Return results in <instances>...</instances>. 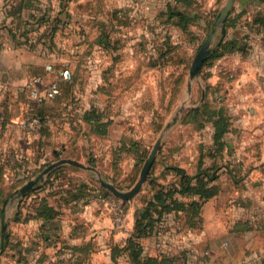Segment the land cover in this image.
I'll return each mask as SVG.
<instances>
[{
	"label": "crops",
	"instance_id": "crops-1",
	"mask_svg": "<svg viewBox=\"0 0 264 264\" xmlns=\"http://www.w3.org/2000/svg\"><path fill=\"white\" fill-rule=\"evenodd\" d=\"M18 1L21 16L30 22L27 31L31 41L41 35L40 41L47 42L51 30H46L44 35L45 26L35 22L39 12L57 1ZM225 2L68 0V9L60 15L67 24L62 30H73L69 28L74 17L84 22L94 21L93 30H97L102 26L100 21L107 13L106 8L114 7V12L132 20L128 30H139L140 23L142 30H149L152 18L168 17V5L174 3L183 10L187 7L185 4L191 3V9L197 14H191L193 21L186 30H204L205 20H212L208 30L218 31L216 35L213 32L214 48L226 40H235L238 46L246 45L245 50L225 53L207 68L210 90L205 99L222 111L227 125L217 139L215 125H208L206 154L202 158L193 155L192 162L196 165L191 169L196 171L199 166L200 170L215 173L216 180L212 184L217 186L216 194L202 203L195 228L178 231L173 216L169 215L160 226L159 235L141 240L144 256L163 254L172 258L169 264H264V0H233L223 24L215 25L216 14ZM194 15L197 18L194 19ZM6 24V10L2 9L0 0V244L5 239L0 259L5 261L8 254L12 259L14 256L15 264H55L62 260L65 264H130L123 257L113 256V249L122 245L133 232L134 212L141 206L138 198L128 201L124 223L117 225L115 202L108 204L99 195L81 190L80 186L68 194H59L55 201L46 188H38L25 200L16 194L17 187L8 186L11 179L23 176L22 159L27 150L22 142L13 138L14 132L16 136L20 133L15 127H21L17 121L21 119L23 108L21 103L9 104L7 108V91L11 89L7 84L24 82L26 68L44 64V61L35 51L42 49L41 43L37 42L33 50L29 47L30 41L27 45L23 43L20 34L24 28L11 30L16 36V41L12 42ZM82 30H91V27L84 26ZM221 30L225 33L220 40ZM85 34L88 33L85 31ZM55 73V70L50 72L46 79L51 82ZM177 199L190 200L180 195ZM20 200L21 207H17ZM40 201L54 208L53 218L38 216L36 208ZM17 211L21 218L15 221ZM204 252H208L205 258Z\"/></svg>",
	"mask_w": 264,
	"mask_h": 264
},
{
	"label": "rangeland",
	"instance_id": "rangeland-1",
	"mask_svg": "<svg viewBox=\"0 0 264 264\" xmlns=\"http://www.w3.org/2000/svg\"><path fill=\"white\" fill-rule=\"evenodd\" d=\"M56 1L39 12L35 22L45 26L44 35L46 30H51L48 43L49 40L40 41L41 35L31 41L27 31L30 22L21 16L18 0H1L2 9L6 10L8 38L15 42L16 36L11 30L24 28L20 34L22 42L26 45L31 42L32 50L37 42L41 43L42 49L35 51L44 61L26 68L24 82L7 84L11 88L7 91V108L15 103H21L23 108L17 121L21 127H15L20 133L16 136L14 132L13 138L27 150L22 159L23 176L11 179L8 186L19 190L49 164L70 158L94 168L99 177L127 191L138 180L144 160L165 129L148 177L133 198H138L142 206L161 186L173 185L177 176L172 166H183L190 176L199 172V166L196 171L191 169L196 165L192 158L193 155L202 158L207 151V127L212 124L213 103L205 98L209 90L207 68L212 61L206 57L193 78L189 71L208 34L215 32L216 35L218 31L182 30L176 25L177 19L169 16L152 18L149 30H142L141 23L139 30H128L132 20L114 12V7L106 8L107 13L100 21L102 26L97 30H93V19V22H84L78 17L70 20L69 29L73 30H62L67 24L60 15L69 4L68 0ZM185 5L182 10L178 8L180 5L172 3L167 12L171 8L176 12L196 13L191 3ZM84 26H90L91 30H82ZM212 42L213 36L210 51L214 49ZM48 65L56 71L53 80L57 81V91L53 96L47 94ZM60 69H67L70 77L61 78ZM35 92L39 95L35 96ZM202 92L203 100L200 99ZM78 186L88 194L100 195L108 204L115 202L123 214L129 208L128 201L133 199L116 198L99 184L94 172L70 164L54 168L31 189L17 195L27 200L38 188H46L55 201L59 194H68ZM21 200L17 207H21ZM179 211L162 216L164 221L172 215L178 231L188 219L187 209ZM119 256L128 261L125 255ZM13 259L7 254L5 261L0 259V264H15ZM55 264H65V261Z\"/></svg>",
	"mask_w": 264,
	"mask_h": 264
},
{
	"label": "trees",
	"instance_id": "trees-1",
	"mask_svg": "<svg viewBox=\"0 0 264 264\" xmlns=\"http://www.w3.org/2000/svg\"><path fill=\"white\" fill-rule=\"evenodd\" d=\"M191 14L184 11L176 12V10L171 8L168 11V16L175 18V20L177 19L176 25L182 30H186L188 25L193 21ZM194 16V19L197 18L196 15ZM211 23L212 20H205L206 28L204 30H208ZM245 48V44L238 46L235 40H226L211 50L207 57L213 62L221 58L225 53H229L235 49L241 51L245 50ZM211 114L212 123L216 127L215 139H217L224 128H226L227 118L221 110L215 108H213ZM170 168L175 171L177 181L169 187L161 186L149 200L143 202L141 208L134 215L132 234L122 245L114 247L113 256L123 254L128 258L130 264H169L172 258L166 257L163 254L159 255V257L144 256L141 240L159 231L160 224L163 221L162 216L168 212L174 211L179 213V210L187 209L188 219L180 225V228L183 230L186 227L195 228L197 226L202 203L217 192V186L212 184L216 180L215 173L209 170H200L190 176L180 167L172 166ZM174 194L190 198V200L187 202L179 201ZM192 197H197V199H192ZM36 211L38 216L45 218H53L56 215L54 208L43 201L38 203ZM20 218V213L17 211L14 220L18 221ZM181 256H183L182 253Z\"/></svg>",
	"mask_w": 264,
	"mask_h": 264
},
{
	"label": "water",
	"instance_id": "water-1",
	"mask_svg": "<svg viewBox=\"0 0 264 264\" xmlns=\"http://www.w3.org/2000/svg\"><path fill=\"white\" fill-rule=\"evenodd\" d=\"M232 4H233V0H226L225 4L220 8L218 13L216 14V17L214 20L215 25H222L223 24V22L225 21L226 17L228 16V14L232 8ZM224 33H225V30H221L222 36L224 35ZM212 36H213V33L210 32L208 34L205 42L202 44L201 48L199 49V51L194 56L192 63H191V66H190V71H189L190 78H193L198 73L200 66L202 65L205 58L207 57V55L210 51V44H211ZM187 87H188V89H190V83L189 82L187 84ZM203 98H204V93L202 92L201 100H203ZM168 126L169 125H166V127H168ZM165 133H166V129L157 138V140L153 144L148 156L144 160L143 165H142L141 170H140L138 180L133 185V187L127 191H121V190L117 189L115 186H113L111 183H109V182L105 181L104 179H102L101 177H99L98 172L94 168H92L90 166H86L85 164H83L77 160H74V159L61 158V159L49 164L47 167H45L42 170V172L37 176V178L30 180L26 184H24L19 190H17L16 194H18V193L21 194V193H24L27 190L31 189L39 180H42L44 178V175L49 173L54 168H56L60 165H63V164H70V165L76 166L78 168L84 169L86 171L94 172L97 176V180H98L99 184L104 189H106L108 192H110L113 196H115L116 198L124 200V201L132 199L134 196H136L138 194L141 187L145 183V181L148 177L149 170H150L152 163L155 159V156H156V154L160 148L161 141H162V138H163ZM5 228L6 227L3 226V231H5ZM3 242H4V240H2V243L0 244V250L3 247Z\"/></svg>",
	"mask_w": 264,
	"mask_h": 264
},
{
	"label": "built area",
	"instance_id": "built-area-1",
	"mask_svg": "<svg viewBox=\"0 0 264 264\" xmlns=\"http://www.w3.org/2000/svg\"><path fill=\"white\" fill-rule=\"evenodd\" d=\"M46 70L48 72H54V69L52 68L51 65H48L46 67ZM59 76L61 78H69L70 77V73H69V71L67 69H65V70L62 69V70L59 71ZM36 80L39 81V79H36ZM263 86H264V79H263ZM56 91H57V81L56 80H52L48 84L47 94H48V96H53L56 93ZM34 95L38 96L39 94H38V92H35ZM99 197H100V195H99ZM114 221H115V223L117 225H121V224L124 223V214L122 213V211L117 209L116 214L114 216ZM206 254H208V252H204L203 253L204 258L206 256Z\"/></svg>",
	"mask_w": 264,
	"mask_h": 264
}]
</instances>
